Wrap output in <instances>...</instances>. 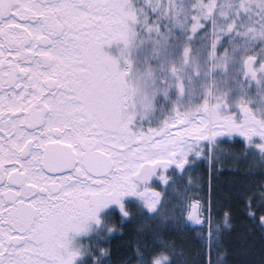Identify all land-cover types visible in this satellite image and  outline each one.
I'll use <instances>...</instances> for the list:
<instances>
[{
	"label": "snow or ice",
	"instance_id": "obj_1",
	"mask_svg": "<svg viewBox=\"0 0 264 264\" xmlns=\"http://www.w3.org/2000/svg\"><path fill=\"white\" fill-rule=\"evenodd\" d=\"M241 5L0 0V264H264V0ZM138 30L186 66L206 35L199 86L135 84Z\"/></svg>",
	"mask_w": 264,
	"mask_h": 264
},
{
	"label": "rangeland",
	"instance_id": "obj_2",
	"mask_svg": "<svg viewBox=\"0 0 264 264\" xmlns=\"http://www.w3.org/2000/svg\"><path fill=\"white\" fill-rule=\"evenodd\" d=\"M180 3L183 4L185 10H189L188 4L193 2L192 0H179ZM262 0H245V3L259 6ZM216 6V19L220 23H225L221 19V6H226L225 11L229 16L239 8V11L243 13L245 8L241 5V0H214ZM231 5V7H227ZM183 19V16H181ZM191 21H189L188 26L190 27ZM201 37V41L205 40L203 34H197L195 42L192 43V56L189 60L188 65H185L184 56H183V48L185 47V41L181 38L179 40L173 39L172 37L164 36L158 37V43H153L149 39H147L146 34H140L138 30V38L135 39L130 47L124 53V57L127 58L131 62L132 73H133V82L138 84L142 89L147 87V91L149 95H151V80L158 79L162 76L168 74L169 69L172 66H175L177 70L185 77L187 81L188 77L191 75L194 69H198L201 72V78H194L197 86L201 83L203 78L204 71L207 70L208 60L207 54H205V43H200L198 37ZM176 36H181L179 30L176 31ZM198 40V41H197ZM182 45L180 50H176L178 44ZM233 43H242L240 38H235L231 43H228V47L231 48ZM121 45L118 43H113L110 46H105V51L120 59L121 53ZM264 49V43L260 44V49ZM203 50V51H202ZM121 63L123 61L121 60ZM241 69V64L239 62H230L229 64V75L234 73H239ZM151 73V76L149 75ZM232 84V81L229 80L228 85H221V87H227ZM164 113L159 111L157 108L155 112L156 119L153 120V124H155L157 119H162Z\"/></svg>",
	"mask_w": 264,
	"mask_h": 264
},
{
	"label": "trees",
	"instance_id": "obj_3",
	"mask_svg": "<svg viewBox=\"0 0 264 264\" xmlns=\"http://www.w3.org/2000/svg\"><path fill=\"white\" fill-rule=\"evenodd\" d=\"M193 1V0H192ZM193 2H191V3H189L187 6H188V8H189V6L192 4ZM197 34H200V33H197ZM204 38H205V40H203V41H201V37H200V35H199V37L197 38V39H199V41H200V43H205V47H204V49L203 50H205V54H207V43H208V41H207V37H206V35H204ZM198 41V40H197ZM192 42H195V40L194 41H192ZM225 46H227L228 47V44H226ZM176 47V50H180V48L182 47V45H181V43L180 44H178L177 46H175ZM202 50V51H203Z\"/></svg>",
	"mask_w": 264,
	"mask_h": 264
}]
</instances>
